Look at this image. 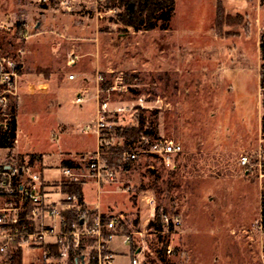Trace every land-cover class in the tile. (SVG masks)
<instances>
[{
	"label": "rangeland",
	"instance_id": "374dc122",
	"mask_svg": "<svg viewBox=\"0 0 264 264\" xmlns=\"http://www.w3.org/2000/svg\"><path fill=\"white\" fill-rule=\"evenodd\" d=\"M63 1L0 0V56L22 63L31 93L18 99V148L42 156L44 167L38 172L49 180L61 176V151L77 154L78 161L91 155L95 137L81 131L95 116L98 73L100 102L125 109L107 118L110 144L101 152L121 170L101 187L100 218L103 223L116 218L120 234L133 233L130 245L120 236L105 244L113 253L112 264H130V256L141 248L145 264H262L259 42L264 0H222L225 19L218 25L215 0H175L168 30L147 32L122 30L115 23L118 10H107V0ZM70 74L74 81L67 80ZM42 83L49 91L41 95L35 86ZM79 91L87 98L82 105L73 103ZM141 119L153 139L182 146L172 167L144 155L124 161L123 151L115 150L124 142L114 128L137 127ZM241 157L253 167H242ZM53 185V191L63 192L59 182ZM81 187L91 205L85 206L91 232L97 215L95 185ZM157 211L160 217H179V227L157 234L149 228ZM36 251L38 259L31 264H58ZM50 251L58 257L57 248ZM95 251L96 237L85 236L70 249L68 264H77L76 258L80 264L81 256L86 261ZM13 253L5 259L10 261Z\"/></svg>",
	"mask_w": 264,
	"mask_h": 264
},
{
	"label": "built area",
	"instance_id": "2783aa9c",
	"mask_svg": "<svg viewBox=\"0 0 264 264\" xmlns=\"http://www.w3.org/2000/svg\"><path fill=\"white\" fill-rule=\"evenodd\" d=\"M64 2L60 0L61 4ZM75 60L76 57H73L68 64L73 65ZM22 69L21 62L12 57L0 56V135L10 130L13 122L16 126V113L11 112L12 103L15 102L17 108L19 96L22 93H30L29 84L23 81ZM75 79L76 76L73 74L67 76L69 81ZM101 80L102 77L97 73L95 116L93 121L83 128V132H91L94 135L95 151L87 157H79L78 163L72 167H62L60 169L62 179L59 182L60 185L83 186L88 182L95 185L97 197L95 229L91 232L87 230L88 209L78 195L53 191V183L35 172L27 161L12 154V148L0 147V258H6L13 252L40 250L45 259H50L52 256L50 245L53 244L58 249V257L61 260H68L70 249L77 248L85 236L93 234L96 237L95 255L86 261L84 256H81L80 264H84V261L85 264L87 262L112 264L113 255L103 254L104 244L110 243L118 236L122 238L123 244L132 243L133 233L120 234L117 231L118 219L111 218L103 223L100 218L101 187L105 183L115 181L121 170L120 165H112L101 157L103 148L110 144L107 139L110 128L107 118L125 110L121 107L109 109L107 101L100 102ZM35 88L39 94H46L49 91L48 84L44 83L36 85ZM85 102L87 98L84 92L79 91L75 94L74 104L82 105ZM182 151L180 143L174 140L158 138L148 141L143 136L139 145L132 144L122 152V156L124 161L129 162L136 161L141 155L150 156L159 160L163 166L172 167ZM239 163L245 168L253 167L248 157H241ZM57 197L59 199L56 200ZM68 213L75 215V221L68 222L66 218ZM260 223L258 228L262 233ZM161 224L163 230L156 233L164 235L177 229L180 219L177 216L169 218L162 215ZM137 234L142 236V233ZM142 253V248L133 253L130 256V264H145ZM259 253L264 264V243H259ZM75 260L78 264V259Z\"/></svg>",
	"mask_w": 264,
	"mask_h": 264
},
{
	"label": "trees",
	"instance_id": "16d2710c",
	"mask_svg": "<svg viewBox=\"0 0 264 264\" xmlns=\"http://www.w3.org/2000/svg\"><path fill=\"white\" fill-rule=\"evenodd\" d=\"M106 9L118 10L116 14L115 23L125 32L133 31H152L159 29L161 31H167L174 15L175 11V0H107ZM224 7L222 0L217 1L216 10V25L222 22L224 17ZM259 52L261 59V77L260 86L264 88V32L260 36ZM264 94V93H262ZM262 108H264V100H262ZM11 112L16 113L15 102L11 105ZM143 119L138 121L137 127L133 128H114L116 136L120 137L124 144L123 147L115 149L116 151H125L127 145L134 144L136 141H140L141 137H146L148 141L154 140L152 133L148 129H144ZM15 131L16 126L13 122L8 132L0 135V147L1 148H13L15 142ZM33 159V157L31 158ZM32 163L30 160L29 165ZM62 167H72L74 163L69 160H62ZM116 165L117 164H113ZM119 166V165H118ZM126 165L123 164L122 167ZM62 191L68 194H76L82 199V189L77 184H63ZM66 218L69 223L75 221V215L73 213L66 214ZM107 222V221H106ZM105 223V222H104ZM261 225L264 229V196L261 199ZM149 228L155 231L162 230L161 217L158 211L156 212L155 221L149 223ZM104 244L103 254H108ZM12 264H22V255L18 251L13 253L11 257ZM70 261H73V256H70Z\"/></svg>",
	"mask_w": 264,
	"mask_h": 264
},
{
	"label": "crops",
	"instance_id": "0c3cea01",
	"mask_svg": "<svg viewBox=\"0 0 264 264\" xmlns=\"http://www.w3.org/2000/svg\"><path fill=\"white\" fill-rule=\"evenodd\" d=\"M216 2L217 0H215V7H214V13H215V8H216ZM49 86V85H48ZM42 95V94H41ZM18 111H19V100L17 101V108H16V137H15V142H14V146L13 148L11 149V152L12 154H14L15 156H17L18 158H20L21 160H24V161H27L28 163L30 162V160H32V163L30 164L31 168L37 172L38 170H40L41 168H43V158L40 154H34V153H31V152H25V151H21L20 149L21 148H18V142H19V138H20V130H19V126H18ZM83 132V131H81ZM81 152H85V150H81L80 152H78L79 154ZM77 155V154H76ZM75 154L71 153V152H68V151H61L60 152V156H59V163L57 165L58 168H62V160H69V161H72L75 164L78 163V159H77V156ZM33 157V159H31ZM48 167V166H46ZM60 172V171H59ZM61 174V173H60ZM40 175L43 177V174L40 173ZM44 178V177H43ZM45 179V178H44ZM62 179V177L60 176L58 179H45L46 181L50 182V183H53V182H60ZM82 189V187H81ZM95 191H96V188H95ZM56 200L59 199V197L55 198ZM82 200H83V203H84V206H87V207H91V205L87 204L86 201L84 200V197L82 195ZM96 204H97V197H96V203L94 206H92L93 208L96 209ZM100 209H101V203H100ZM106 246V250L108 251V253L112 254L113 253L111 252L110 250V245ZM50 247L53 249L57 248L56 246H54L53 244L50 245ZM25 254L29 257L27 259V261L25 263H23V256H24V252L22 253V264H31L33 262H35L37 259H38V256L39 254L37 253V251H27L25 252ZM51 260H54L56 261L58 264H68V261L67 260H61L59 259L57 256H51L50 258ZM11 260H7L5 258H0V264H11Z\"/></svg>",
	"mask_w": 264,
	"mask_h": 264
}]
</instances>
